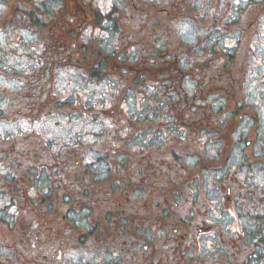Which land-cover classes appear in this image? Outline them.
Returning a JSON list of instances; mask_svg holds the SVG:
<instances>
[{"label": "flooded vegetation", "instance_id": "flooded-vegetation-1", "mask_svg": "<svg viewBox=\"0 0 264 264\" xmlns=\"http://www.w3.org/2000/svg\"><path fill=\"white\" fill-rule=\"evenodd\" d=\"M25 23L0 264H264V0H0Z\"/></svg>", "mask_w": 264, "mask_h": 264}, {"label": "rangeland", "instance_id": "rangeland-1", "mask_svg": "<svg viewBox=\"0 0 264 264\" xmlns=\"http://www.w3.org/2000/svg\"><path fill=\"white\" fill-rule=\"evenodd\" d=\"M35 36V32H33L29 27L28 24L25 23L22 25V28L16 30V28H12L11 26H8L7 28H2L0 29V42L2 41H7L8 43H12L15 41V43H12L15 46H19V47H23V45H26V52H30L31 49L35 46V43H33V41H28V40H23L22 43L18 42V39L20 37H23L25 39H29V38H33ZM16 38V39H15ZM15 39V40H14ZM12 41V42H11ZM8 45V51L9 54H3L2 51L0 50V70L2 72V74H0V84L1 86H8V87H0V94H4V92H10L11 91L9 89H12L14 87H10V84H13L15 81H17V79L21 78L22 73H20V71H18V73L14 74L15 71H17L18 69L24 67V65H28L29 62L26 63V60H28L27 58L23 57L22 61H18L16 58V53L20 52V50L18 51L17 49L14 48L13 45ZM27 46V45H29ZM13 46V48H12ZM29 47V48H28ZM3 47H0V49ZM4 53L7 52L6 48H3ZM6 56V57H5ZM2 58H4L6 61H2ZM23 74H26V72H23ZM67 78L63 77V81L66 82ZM8 98L6 100V102L3 104V107L5 108L7 106V110L5 111V115H9L13 110L14 107L8 105ZM10 127L9 125H1L0 126V132L4 131V130H8ZM58 135L62 136L65 133V130H57ZM262 146H264V143L262 141ZM3 202L0 201V205H2ZM250 206L253 209H256L257 204L255 203V201H252V203H249ZM236 229H237V225H236Z\"/></svg>", "mask_w": 264, "mask_h": 264}, {"label": "trees", "instance_id": "trees-1", "mask_svg": "<svg viewBox=\"0 0 264 264\" xmlns=\"http://www.w3.org/2000/svg\"><path fill=\"white\" fill-rule=\"evenodd\" d=\"M0 178H2V179H4L5 178V174H4V172H3V168H2V166L0 167ZM257 209H258V207H257ZM4 221H7L5 218H0V224H2ZM11 222V221H10ZM254 227H258V225L257 224H254L253 225ZM255 238V240H256V244L258 245V244H260V243H263L262 242V240L261 239H259L258 237H254Z\"/></svg>", "mask_w": 264, "mask_h": 264}]
</instances>
